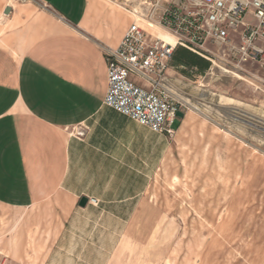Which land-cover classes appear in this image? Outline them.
Listing matches in <instances>:
<instances>
[{"label":"rangeland","instance_id":"rangeland-1","mask_svg":"<svg viewBox=\"0 0 264 264\" xmlns=\"http://www.w3.org/2000/svg\"><path fill=\"white\" fill-rule=\"evenodd\" d=\"M112 2L132 22L135 0ZM168 74L185 115L155 137L145 194L66 223L0 206V264H264V72L224 57Z\"/></svg>","mask_w":264,"mask_h":264},{"label":"crops","instance_id":"crops-1","mask_svg":"<svg viewBox=\"0 0 264 264\" xmlns=\"http://www.w3.org/2000/svg\"><path fill=\"white\" fill-rule=\"evenodd\" d=\"M130 21L112 0H0V206L54 209L66 223L145 194L160 134L104 105L105 51Z\"/></svg>","mask_w":264,"mask_h":264},{"label":"built area","instance_id":"built-area-1","mask_svg":"<svg viewBox=\"0 0 264 264\" xmlns=\"http://www.w3.org/2000/svg\"><path fill=\"white\" fill-rule=\"evenodd\" d=\"M125 5L133 20L119 45L105 51L104 105L153 133L173 137L177 113L183 110L168 74L176 48L201 56L211 68L227 57L236 67L253 63L264 72V0H135L132 7ZM159 32L172 36L175 44ZM80 131L72 136L82 137Z\"/></svg>","mask_w":264,"mask_h":264},{"label":"trees","instance_id":"trees-1","mask_svg":"<svg viewBox=\"0 0 264 264\" xmlns=\"http://www.w3.org/2000/svg\"><path fill=\"white\" fill-rule=\"evenodd\" d=\"M171 63L176 67L195 69L198 73H204L211 65L209 61L201 56L182 47H178L174 50L170 64Z\"/></svg>","mask_w":264,"mask_h":264},{"label":"water","instance_id":"water-1","mask_svg":"<svg viewBox=\"0 0 264 264\" xmlns=\"http://www.w3.org/2000/svg\"><path fill=\"white\" fill-rule=\"evenodd\" d=\"M10 13V9L9 8H7L6 10H5V14H9ZM184 113L183 112H178L177 113V116H178V118L179 119H182L183 117H184ZM87 204H88V198H86V197H82L81 199H80V201H79V206L80 207H82V208H85L86 206H87Z\"/></svg>","mask_w":264,"mask_h":264},{"label":"bare ground","instance_id":"bare-ground-1","mask_svg":"<svg viewBox=\"0 0 264 264\" xmlns=\"http://www.w3.org/2000/svg\"><path fill=\"white\" fill-rule=\"evenodd\" d=\"M158 36L160 38H162L163 40H165L166 42H168L169 44H172L174 45L175 44V40L172 36L168 35V34H163V33H158ZM226 99V98H225ZM229 100H232V99H229ZM231 102V101H230ZM234 102V100H233Z\"/></svg>","mask_w":264,"mask_h":264}]
</instances>
